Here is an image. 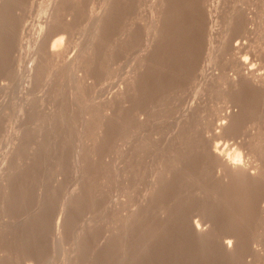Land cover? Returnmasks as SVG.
Masks as SVG:
<instances>
[{
  "label": "rangeland",
  "instance_id": "374dc122",
  "mask_svg": "<svg viewBox=\"0 0 264 264\" xmlns=\"http://www.w3.org/2000/svg\"><path fill=\"white\" fill-rule=\"evenodd\" d=\"M263 4L0 0V264H264Z\"/></svg>",
  "mask_w": 264,
  "mask_h": 264
},
{
  "label": "bare ground",
  "instance_id": "6f19581e",
  "mask_svg": "<svg viewBox=\"0 0 264 264\" xmlns=\"http://www.w3.org/2000/svg\"><path fill=\"white\" fill-rule=\"evenodd\" d=\"M5 2V1H4ZM257 2V1H256ZM258 3H260L261 4V2L259 1ZM19 4V3H18ZM264 5V4H263ZM10 6V5H9ZM260 6V5H259ZM263 7V6H262ZM262 11V10H261ZM4 12V11H3ZM15 12V11H14ZM263 13H264V11H263ZM10 14H11V12H10ZM261 14V13H260ZM258 15V14H257ZM263 15V14H262ZM256 16V15H255ZM53 17V16H52ZM98 18V17H97ZM260 18V17H259ZM10 19V18H9ZM15 19V18H14ZM48 20H49V18H47ZM46 19V20H47ZM53 19V18H52ZM51 19V20H52ZM257 19V18H256ZM261 19V18H260ZM47 20V21H48ZM98 20H100L101 21V19H98ZM8 21V20H7ZM53 21H54V19H53ZM52 21V22H53ZM254 21V20H253ZM48 22H50V21H48ZM262 22V21H261ZM47 23V22H46ZM97 23H99L98 21H97ZM153 23V22H152ZM56 24V23H55ZM262 25V24H261ZM18 26V25H17ZM95 26V25H94ZM258 26V25H257ZM16 28V27H15ZM54 28V27H53ZM63 28V27H62ZM262 28H263V26H262ZM17 29V28H16ZM44 30H46V29H44ZM62 30V29H61ZM260 30V29H259ZM15 31V30H14ZM52 31V30H51ZM8 32V31H7ZM12 32V31H11ZM46 33H47V31H45ZM96 32V31H95ZM259 32V31H258ZM261 32H263L262 30H261ZM50 33V32H49ZM57 33V32H56ZM256 33V32H255ZM8 34V33H7ZM43 34H45L44 32H43ZM260 34V33H259ZM262 34V33H261ZM40 35V34H39ZM41 35H42V33H41ZM57 35V34H56ZM58 35H59V33H58ZM149 35V34H148ZM23 36V35H22ZM153 36V35H152ZM38 37V36H37ZM48 37V36H47ZM51 37V36H50ZM43 38V37H42ZM152 38V37H151ZM59 39V38H58ZM37 40H38V38H37ZM40 40V39H39ZM50 40H51V38H50ZM48 41V40H47ZM93 41V40H92ZM40 42V41H39ZM40 43H38V45H39ZM146 44V43H145ZM149 45V44H148ZM260 45V44H259ZM44 46V45H43ZM65 46V45H64ZM221 46V45H220ZM256 46V45H255ZM40 47V46H39ZM147 47V46H146ZM233 47H234V45H233ZM236 47H238L237 45H236ZM64 47H63V45H62V40H60V41H57L56 43L54 42V45L52 46V49H50V57L51 58H54L55 60L56 59H61V58H64V56H66L65 55V53H66V51H65V49H63ZM148 48V47H147ZM257 49V48H256ZM5 50V49H4ZM88 50V49H87ZM149 50V49H148ZM231 50H233V49H231ZM260 50V49H259ZM262 50V49H261ZM80 53V52H79ZM238 53V52H237ZM67 54V53H66ZM85 54V53H84ZM40 55V54H39ZM38 55V56H39ZM79 55V54H78ZM81 55V54H80ZM37 56V57H38ZM241 56V55H240ZM1 57V56H0ZM78 57H80V56H78ZM84 56H82V58H83ZM42 58V57H41ZM207 59V58H206ZM51 60V59H50ZM83 60V59H82ZM210 60V59H209ZM40 61V60H39ZM239 61H240V58H239ZM1 62H2V60H1ZM56 62V61H55ZM79 62V61H78ZM48 63V62H47ZM68 63V62H67ZM259 63V62H258ZM40 64V63H39ZM43 64V63H42ZM55 64V63H54ZM61 64V63H60ZM71 64H72V66H74L75 64H76V66H77V58H74L73 57V60H72V62H71ZM82 65V64H81ZM235 65H237V64H235ZM9 66H10V64H9ZM258 66H260V64L258 65ZM12 67V66H11ZM197 67V66H196ZM260 67H262V66H260ZM8 68V67H7ZM71 69H72V67H71ZM236 69V68H235ZM235 69H233L234 71H235ZM86 70V69H85ZM233 70H231L232 71V73H233ZM239 70L241 71L240 72V74H238L239 76H240V79L241 78H244V79H247V81L250 83V85H252V88H255V90L257 91V90H259V92H258V94H260V92L262 91V93L264 92V71H262V70H260V68L258 69V68H256V65H255V67L253 66V65H250L249 63H248V61L247 60H242L241 61V63H240V65H239ZM29 72V71H28ZM34 72V71H33ZM30 73V72H29ZM195 74V73H194ZM201 74H202V72H201ZM29 75H31V74H29ZM215 75V74H214ZM233 75V74H232ZM213 76V75H212ZM202 77V76H201ZM217 77V76H216ZM232 77V76H231ZM236 79H237V77L236 76H234ZM28 78H29V76H28ZM205 78V77H204ZM211 78V77H210ZM214 78V77H213ZM229 79V78H228ZM243 79V80H244ZM71 80V79H70ZM231 80H232V78H231ZM242 80V79H241ZM81 81V80H80ZM234 81V80H233ZM236 81V80H235ZM240 81V80H239ZM247 82V83H248ZM231 83V82H230ZM239 83V82H238ZM76 84V83H75ZM234 84H235V82H234ZM233 84V85H234ZM246 84V80H245V83L243 84V85H245ZM232 85V86H233ZM84 86V85H83ZM246 86V85H245ZM244 86V87H245ZM240 87H241V85H240ZM247 88L249 87V86H246ZM233 88V87H232ZM241 89H242V87H241ZM249 89H250V87H249ZM103 90V89H102ZM234 90V89H233ZM245 90V89H244ZM242 91V90H241ZM248 91V90H247ZM234 92V91H233ZM251 94V93H250ZM258 94H256V95H258ZM251 95H253V94H251ZM255 95V96H256ZM241 97H242V95H240ZM254 96V97H255ZM259 96V95H258ZM262 96H263V94H262ZM247 97V96H246ZM251 97V96H250ZM253 97V96H252ZM114 98V97H113ZM255 98H257V97H255ZM257 99H259V98H257ZM233 100V99H232ZM237 100V99H236ZM240 100H243L242 98L240 99ZM239 100V101H240ZM247 100V99H246ZM254 100H256V99H253V101ZM260 101H261V99H259ZM259 100H257V104H258V101ZM234 103H235V100H234ZM242 104L243 103H245V101H243V102H241ZM247 103H248V101H247ZM252 103V102H251ZM250 103V104H251ZM246 104V103H245ZM249 104V103H248ZM253 104V103H252ZM251 104V105H252ZM255 104V103H254ZM253 104V106H255ZM257 104H256V106H257ZM260 104V103H259ZM229 105H230V103H229ZM247 105V104H246ZM261 105H263V102H262V104ZM230 107V106H229ZM249 107V106H248ZM195 108H197L196 106H195ZM233 108V107H232ZM238 108H239V106H238ZM252 108V107H251ZM257 108H259V105H258V107H256V109ZM261 108H262V106H261ZM229 108H227V110H228ZM236 109H237V107H236ZM242 109V108H241ZM255 109V110H256ZM188 110H190V107H189V109ZM188 110H186V111H188ZM193 110H194V108H193ZM233 110V109H232ZM248 110H250L251 111V109H248ZM255 110H253V116H254V114H255ZM261 110V109H260ZM263 110H264V107H263ZM229 111H230V109H229ZM238 111V110H237ZM226 112H228V111H226ZM234 112V111H233ZM233 112H232V114H233ZM236 112V111H235ZM243 112L244 111H242V115H243ZM257 112V111H256ZM264 112V111H263ZM187 113H189V112H187ZM186 113V114H187ZM193 113V112H192ZM239 114H240V111L238 112ZM245 113H247L246 112V109H245ZM248 113H250V112H248ZM259 113H261V112H259ZM227 114V113H226ZM229 114H231V113H229ZM231 114V115H232ZM257 114V113H256ZM263 114V113H262ZM228 115V114H227ZM226 115V116H227ZM235 115H236V113H235ZM249 115H251V114H249ZM258 115V114H257ZM188 116V115H187ZM240 116H241V114H240ZM246 115H244V117H245ZM232 117V116H231ZM235 117V116H234ZM233 117V118H234ZM258 117H260V115L258 116ZM263 117H264V115H263ZM139 118V117H138ZM227 118V117H226ZM228 118H229V116H228ZM227 118V119H228ZM233 118H230V119H233ZM240 118V117H239ZM241 118L243 119V117L241 116ZM248 118H250L249 116H248ZM248 118H246L247 120H248ZM227 119L225 120V119H222V120H220V121H218V123L216 124V128H215V130H216V133H215V135H217L218 133H220L221 131H223V132H227V133H229L228 131H224L225 130V128H226V121H227ZM236 119H238L237 117H236ZM235 119V120H236ZM255 119H257L256 120V123L258 122V118L256 117V115H255V118L253 117V120H254V124H255ZM260 119V118H259ZM225 120V121H224ZM239 120V119H238ZM244 120H245V118H244ZM244 120H243V122H244ZM250 120H252V119H250ZM217 121V120H216ZM230 121V120H229ZM237 121V120H236ZM240 121H241V119H240ZM246 121V120H245ZM235 122V121H234ZM248 122V121H247ZM250 122H252V121H250ZM250 122H248L247 124H249ZM264 122V121H263ZM214 125H215V122L213 123ZM236 124H239V123H236ZM243 124L245 125L246 124V122L245 123H242V126H243ZM247 124L245 125L246 127H247ZM251 124V123H250ZM250 124H249V126H250ZM253 124V125H254ZM208 125V124H207ZM211 126H212V123L210 124ZM257 125V124H256ZM264 125V124H263ZM231 126H233V124L231 125ZM240 126H241V122H240ZM241 126V127H242ZM258 126H260V124L258 125ZM257 126V127H258ZM234 127H235V125H234ZM236 127H238L239 128V126L237 125ZM244 127V126H243ZM246 127H244L245 128V130H246ZM206 128V127H205ZM204 128V130H206ZM230 128V127H229ZM248 128V127H247ZM251 128H254V127H251ZM250 128V129H251ZM232 129H233V127H232ZM240 129V128H239ZM259 129H261V128H259ZM244 129H242V131H243ZM247 130H249V128L247 129ZM246 130V131H247ZM255 130H257V129H255ZM261 130H263V129H261ZM261 130H260V132H261ZM237 131V130H236ZM241 131V132H242ZM254 131V130H253ZM188 132V131H187ZM248 132V131H247ZM246 132V133H247ZM259 132V133H260ZM263 132H264V130H263ZM200 133H201V131H200ZM205 133V132H204ZM204 133L202 132V137L203 136H205L204 135ZM213 133H214V131H213ZM213 133H212V135H213ZM227 133H226V135H227ZM240 133V130H239V132L237 133V134H239ZM254 133V132H253ZM253 133H252V135H253ZM242 134H243V132H242ZM241 134V135H242ZM250 134V133H249ZM264 134V133H263ZM198 135H199V132H198ZM220 135V134H219ZM223 135V134H222ZM230 135H231V133H230ZM233 135H234V133H233ZM245 135V134H244ZM251 135V136H252ZM251 136H250V138H251ZM217 137H218V135H217ZM236 137H238V136H236ZM242 138H243V136H241ZM248 137H249V135H248ZM254 137V136H253ZM253 137H252V139H253ZM258 137H260V136H258ZM257 137V138H258ZM199 138V137H198ZM201 138V137H200ZM214 138L215 137H213V140H214ZM223 138H226L225 136L223 137ZM227 138H228V135H227ZM230 138V137H229ZM228 138V139H229ZM231 138H234V137H232L231 136ZM231 138H230V140H231ZM247 138V137H246ZM261 138V137H260ZM206 139V138H205ZM204 139V141H205V144H204V141L203 142H201V143H203L204 145H206V140ZM222 139V138H221ZM238 139V138H237ZM237 139H235L236 141H237ZM241 139V138H240ZM247 139H249V138H247ZM252 139H250V142H251V140ZM254 139H256V138H254ZM262 139V138H261ZM215 140H216V138H215ZM226 140V139H225ZM235 140H233V141H235ZM264 140V139H263ZM221 141H223V140H221ZM221 141H219V142H221ZM240 140H238V142H239ZM249 141V140H248ZM247 141V143H249ZM255 141H257V140H255ZM211 142L212 141H208L207 143H208V147L210 148L209 150L208 149H205V150H207L208 151V153H209V155L211 156V157H213V159H216L217 160V162L220 164V166L223 168V169H228V170H230V173L232 174V172L231 171H240V172H245L246 173V171H247V169L248 168H246L245 166H243V164H241L240 162H239V160H237V159H233V157L231 158L229 155H231L230 154V152L228 153V151H230L229 149H228V151H227V153L229 154V155H227L226 154V150H225V148L226 147H224L223 146V143L221 142V143H218V144H214L213 146H212V144H211ZM226 142V141H225ZM242 142H243V140H242ZM241 142V143H242ZM216 143V142H215ZM228 143V142H227ZM226 143V144H227ZM231 143V147H232V142H230ZM234 143V142H233ZM259 143V142H258ZM202 144V145H203ZM222 144V145H221ZM236 144H238L237 142H236ZM245 144H246V142H245ZM244 144V145H245ZM227 145H229V144H227ZM226 145V146H227ZM239 145V144H238ZM247 145V144H246ZM250 145V144H249ZM235 146V145H234ZM233 146V147H234ZM240 146H243V145H239L238 147H240ZM229 147H230V145H229ZM245 147V146H244ZM243 147V148H244ZM247 147V146H246ZM203 148V147H202ZM233 150H234V148H233ZM236 150V149H235ZM232 151V150H231ZM237 151V150H236ZM249 151V150H248ZM253 151V150H252ZM235 152V151H234ZM233 152V153H234ZM239 153V152H238ZM241 154H242V150H241ZM244 154V153H243ZM256 154V153H255ZM234 155V154H233ZM236 155H238V154H236ZM251 155H252V153H251ZM235 156V155H234ZM253 156H255V155H253ZM239 157V156H238ZM237 157V158H238ZM243 158V156H241V161L244 159H242ZM255 158V157H254ZM247 159V158H246ZM246 159H244L246 162H247V160ZM251 160V159H250ZM211 161H212V159H211ZM245 161H243V162H245ZM252 161V160H251ZM250 161V162H251ZM254 161H255V159H254ZM213 162V161H212ZM216 162V161H215ZM245 162V163H246ZM249 162V161H248ZM244 163V164H245ZM249 164V163H248ZM211 165H212V163H211ZM246 165V164H245ZM253 165V164H252ZM263 165H264V163H263ZM212 167V166H211ZM218 167V166H217ZM248 167H251L250 165H248ZM256 167V166H255ZM214 168V167H213ZM212 168V169H213ZM252 168V167H251ZM263 168V167H262ZM215 169V168H214ZM213 169V170H214ZM221 169V168H220ZM254 169V168H253ZM258 170V169H257ZM227 171V170H226ZM225 171V172H226ZM255 171V170H254ZM259 171V170H258ZM264 171V170H263ZM251 172V171H250ZM252 172H253V170H252ZM257 172V171H256ZM219 173V172H218ZM224 173V172H223ZM222 173V174H223ZM239 173V172H238ZM238 173H236V174H238ZM255 172H253V174H254ZM259 173V172H258ZM228 174H229V172H228ZM244 174V173H243ZM249 174H251V173H249ZM253 174H252V177H253ZM257 174V173H256ZM255 174V175H256ZM225 175V174H224ZM227 175V174H226ZM240 175H241V173H240ZM246 175H248V174H245L244 176H246ZM260 175V174H259ZM249 176V175H248ZM251 176V175H250ZM249 176V177H250ZM224 177H226V176H224ZM255 177V176H254ZM242 178V177H241ZM250 182H251V180H250ZM256 182V181H255ZM263 182V181H262ZM264 191V190H263ZM256 197V196H255ZM254 197V198H255ZM259 198V197H258ZM256 200V199H255ZM262 200V199H261ZM262 202V201H261ZM264 202V201H263ZM261 205V204H260ZM257 206V205H256ZM256 206H254V208H256ZM264 207V206H263ZM262 208V207H261ZM254 210V209H253ZM263 210V209H262ZM255 211V210H254ZM258 212H260V210L258 211ZM253 213V212H252ZM251 213V214H252ZM262 213H264V212H262ZM260 214V213H259ZM258 214V215H259ZM257 215V216H258ZM262 215V214H261ZM264 216V215H263ZM255 218V217H254ZM260 218V217H259ZM261 218H263V217H261ZM260 218V219H261ZM257 220H259V219H257ZM253 221V220H252ZM59 223V222H58ZM197 224V223H196ZM253 225V224H252ZM60 226H61V224H60ZM198 226H199V223H198ZM198 226L196 225V228H198ZM200 227V226H199ZM254 228V227H253ZM200 229V228H199ZM58 230H59V228H58V226H57V230H56V233L58 232ZM200 231V230H199ZM253 231V230H252ZM255 234V233H254ZM226 235H227V233H226ZM232 235V234H231ZM235 237H236V235H235ZM238 237V236H237ZM229 239H231V238H229ZM59 240V239H58ZM225 240V239H224ZM258 240V239H257ZM235 241V240H234ZM230 241H228V242H225L224 243V248H225V250H229L230 249V247H231V245H230V243H229ZM233 242V241H232ZM249 242H251L252 243V241L250 240ZM255 243V242H254ZM254 243H252V244H254ZM222 244V243H221ZM256 244H257V242H256ZM255 244V245H256ZM260 245V244H259ZM250 246V245H249ZM253 247H254V245H252ZM252 246H250V247H252ZM257 246H258V244H257ZM55 249V248H54ZM222 249V248H221ZM249 249V255H250V253H251V250H250V248H248ZM224 250V249H223ZM224 250V251H225ZM238 250V249H237ZM254 250V252L256 251L257 252V250H255V249H253ZM248 251V250H247ZM228 252V251H227ZM27 254V253H26ZM226 254V253H225ZM253 256V255H252ZM254 256H256V253H255V255ZM262 256V255H261ZM257 257V256H256ZM249 258V257H248ZM255 258V257H254ZM28 260V259H27ZM246 260V259H245Z\"/></svg>",
  "mask_w": 264,
  "mask_h": 264
}]
</instances>
